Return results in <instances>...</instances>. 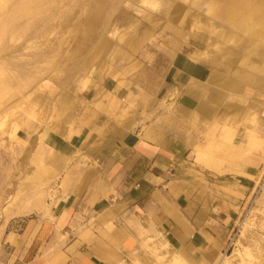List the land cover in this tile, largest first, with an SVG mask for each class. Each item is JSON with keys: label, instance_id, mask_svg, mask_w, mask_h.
<instances>
[{"label": "rangeland", "instance_id": "obj_1", "mask_svg": "<svg viewBox=\"0 0 264 264\" xmlns=\"http://www.w3.org/2000/svg\"><path fill=\"white\" fill-rule=\"evenodd\" d=\"M211 3L0 0V264H36L27 262L35 246L26 254L19 234L27 221L53 220V206L66 193L68 170L62 181L55 171L45 180L42 162L35 158L27 165L16 138L24 121L52 122L62 115L58 105L42 100L39 85L72 81L79 89L84 77L96 73L158 84L178 53L209 68L199 89L215 114L216 130L200 136L196 162L236 160L259 167L214 264L225 257L228 264H264V188L257 187L264 174V23L254 14H213ZM176 100V94L167 104L160 99L156 111H177ZM42 254L44 264H61L59 247L50 243ZM174 256H159L154 264H176Z\"/></svg>", "mask_w": 264, "mask_h": 264}, {"label": "crops", "instance_id": "obj_2", "mask_svg": "<svg viewBox=\"0 0 264 264\" xmlns=\"http://www.w3.org/2000/svg\"><path fill=\"white\" fill-rule=\"evenodd\" d=\"M229 5L212 0L209 9L230 16ZM208 77L204 63L178 53L158 84L96 73L79 89L72 81L39 85L62 115L24 121L16 138L27 165L42 162L45 180L56 172L62 181L66 170L69 177L53 220L27 221L19 234L26 254L36 248L27 262L44 264L50 243L61 264H154L167 255L182 264L219 261L259 167L196 162L200 136L216 130L199 89ZM173 94L178 110L156 111Z\"/></svg>", "mask_w": 264, "mask_h": 264}, {"label": "bare ground", "instance_id": "obj_3", "mask_svg": "<svg viewBox=\"0 0 264 264\" xmlns=\"http://www.w3.org/2000/svg\"><path fill=\"white\" fill-rule=\"evenodd\" d=\"M230 5L227 7L226 13L230 14L233 17H240L243 14H254L259 22L264 23V2H260L259 0H228ZM219 3V0H217ZM221 3V2H220ZM221 15V14H220ZM248 16V15H247ZM226 17V16H225ZM255 18V19H256ZM248 19V18H247ZM238 20V19H237ZM253 21V20H252ZM256 21V20H255ZM231 22V21H230ZM241 22V21H239ZM243 22V21H242ZM252 24V23H251ZM244 25V22H243ZM246 25V24H245ZM250 25V24H249ZM253 25V24H252ZM255 25V24H254ZM253 25V26H254ZM231 26V25H230ZM252 26V27H253ZM245 27V26H243ZM247 27V26H246ZM251 27V25H250ZM242 28V27H241ZM254 28V27H253ZM261 28V27H260ZM230 29V28H229ZM243 29V28H242ZM245 30V29H244ZM252 30V29H250ZM246 31V30H245ZM248 31V30H247ZM235 32V31H234ZM255 32V31H254ZM239 34V33H238ZM255 34V33H254ZM252 35V34H251ZM252 37V36H251ZM248 40V39H247ZM252 41V40H251ZM259 41V40H258ZM264 41V40H262ZM261 42V40H260ZM264 68V67H262ZM175 258V257H174ZM173 258V259H174ZM221 258V257H220ZM226 259H221L219 264H228V257ZM173 263H181L180 259H174Z\"/></svg>", "mask_w": 264, "mask_h": 264}, {"label": "built area", "instance_id": "obj_4", "mask_svg": "<svg viewBox=\"0 0 264 264\" xmlns=\"http://www.w3.org/2000/svg\"><path fill=\"white\" fill-rule=\"evenodd\" d=\"M258 189L264 188V174H262L260 180L258 181V185H257ZM229 245L232 243V239H230L229 241Z\"/></svg>", "mask_w": 264, "mask_h": 264}]
</instances>
